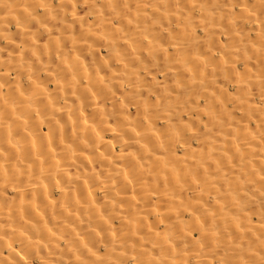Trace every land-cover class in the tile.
Listing matches in <instances>:
<instances>
[{
  "label": "bare ground",
  "instance_id": "6f19581e",
  "mask_svg": "<svg viewBox=\"0 0 264 264\" xmlns=\"http://www.w3.org/2000/svg\"><path fill=\"white\" fill-rule=\"evenodd\" d=\"M0 264H264V0H0Z\"/></svg>",
  "mask_w": 264,
  "mask_h": 264
}]
</instances>
